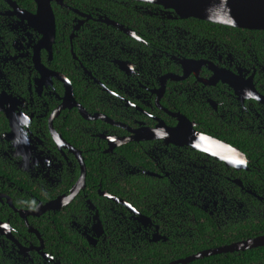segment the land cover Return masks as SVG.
<instances>
[{
  "label": "flooded vegetation",
  "instance_id": "flooded-vegetation-1",
  "mask_svg": "<svg viewBox=\"0 0 264 264\" xmlns=\"http://www.w3.org/2000/svg\"><path fill=\"white\" fill-rule=\"evenodd\" d=\"M49 8L0 0V264H264V31Z\"/></svg>",
  "mask_w": 264,
  "mask_h": 264
},
{
  "label": "water",
  "instance_id": "water-1",
  "mask_svg": "<svg viewBox=\"0 0 264 264\" xmlns=\"http://www.w3.org/2000/svg\"><path fill=\"white\" fill-rule=\"evenodd\" d=\"M38 14L50 10L52 0H34ZM60 1V0H54ZM155 5L173 14L178 19H195L207 23L254 31H264V0H125ZM262 241H247L239 248L262 245ZM230 249V248H229ZM231 250V249H230ZM218 251H215V253ZM202 255V254H201ZM201 255L176 261L172 264H186Z\"/></svg>",
  "mask_w": 264,
  "mask_h": 264
},
{
  "label": "trees",
  "instance_id": "trees-1",
  "mask_svg": "<svg viewBox=\"0 0 264 264\" xmlns=\"http://www.w3.org/2000/svg\"><path fill=\"white\" fill-rule=\"evenodd\" d=\"M189 21L196 23V24H201V25H210V26H214V27H220V28H224V26H220V25H215V24H211V23H207L204 21H199V20H195V19H189ZM245 254H253L251 252L245 253ZM112 256H114L116 258V260L118 259V254L117 252H114V254L111 253ZM183 255V254H182ZM184 256V255H183ZM181 257H177V256H172L171 259H176V258H182ZM216 259L211 260L208 264H233L229 259L225 260L222 258V256L219 257H214ZM241 259V258H240ZM168 262V260H163V258L159 255H153L149 250L147 251H143L141 253V255L139 256L138 261L136 262V260L133 258V256L131 255L128 258V255H126L124 257V261L122 264H166ZM205 262H207V260H199V261H194L190 264H205ZM117 264V262H116ZM119 264V263H118Z\"/></svg>",
  "mask_w": 264,
  "mask_h": 264
}]
</instances>
